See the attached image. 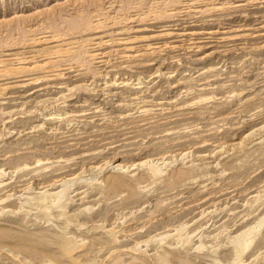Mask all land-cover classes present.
<instances>
[{
  "label": "rangeland",
  "instance_id": "rangeland-1",
  "mask_svg": "<svg viewBox=\"0 0 264 264\" xmlns=\"http://www.w3.org/2000/svg\"><path fill=\"white\" fill-rule=\"evenodd\" d=\"M0 264H264V0H0Z\"/></svg>",
  "mask_w": 264,
  "mask_h": 264
},
{
  "label": "bare ground",
  "instance_id": "bare-ground-1",
  "mask_svg": "<svg viewBox=\"0 0 264 264\" xmlns=\"http://www.w3.org/2000/svg\"><path fill=\"white\" fill-rule=\"evenodd\" d=\"M54 37H55V36H54ZM147 37H148V36H147ZM57 38H58V37H57ZM59 38H60V37H59ZM46 39H47V38H46ZM40 40H41V39H40ZM40 40H39V42H40ZM43 41H44V40H43ZM45 42H46V40H45ZM33 43H34V42H33ZM37 43H38V42H37ZM66 44H67V43H66ZM68 47H69V46H68ZM68 47H67V48H68ZM59 49H60V47H59ZM51 50H52V49H51ZM54 50L57 51L58 48H56V49H54ZM61 51H64L63 48H62ZM61 51H60V52H61ZM67 51H68V50H67ZM151 51H152V50H151ZM57 52H58V54H59V50H58ZM19 53H20V52H19ZM54 53H56V52H54ZM24 56H25V55H24ZM27 56H28V55H27ZM18 57H19V56H18ZM30 57H31V56H30ZM14 58H15V57H14ZM28 58H29V57H28ZM28 58H27V59H28ZM2 60H3V59H2ZM11 60H12V59H11ZM14 60H15V59H14ZM16 60H18V59H16ZM22 60H23V58H22ZM25 60H26V59H25ZM25 60H24V61H25ZM19 61H20V59H19ZM24 61H23V62H24ZM27 61H28V60H27ZM27 61H26V62H27ZM37 63H38V62H37ZM37 63H36V64H37ZM22 65H23V64H22ZM25 66L29 68V67H31L32 65H30V66H29V65H28V66L25 65ZM25 66L23 65V69L25 68ZM35 66H36V65H35ZM38 66H40V65L38 64ZM42 66H43V65H42ZM15 67H16V66H15ZM21 67H22V66H21ZM12 68H13V67H12ZM18 68H19V67H18ZM28 68H26V69H28ZM34 69H35V68H34ZM20 70H21V68H20ZM21 71H22V70H21ZM23 71H27V70L24 69ZM28 71H30V70H28ZM21 73H22V72H21ZM134 165H135V164H134ZM144 165H145V164H144ZM69 180H70V179H69ZM58 193H59V192H58ZM53 194H54V193H53ZM60 195H61V194H60ZM262 219H263V218H262ZM259 226H260V225H259ZM250 230H251V229H250ZM247 232H248V231H247ZM237 240H238V239H237ZM239 240H240V239H239ZM249 243H250V242H249Z\"/></svg>",
  "mask_w": 264,
  "mask_h": 264
}]
</instances>
